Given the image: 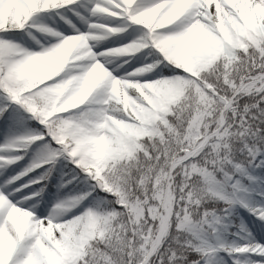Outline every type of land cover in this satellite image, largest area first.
Returning a JSON list of instances; mask_svg holds the SVG:
<instances>
[{"label":"snow or ice","instance_id":"snow-or-ice-1","mask_svg":"<svg viewBox=\"0 0 264 264\" xmlns=\"http://www.w3.org/2000/svg\"><path fill=\"white\" fill-rule=\"evenodd\" d=\"M62 9L89 30L33 22L49 12L63 20ZM129 29L127 44L99 47ZM141 53L150 62L124 67ZM27 121L40 127L0 145L6 169L40 142L0 183V264H227L211 260L218 250L232 264H264V243L250 231L236 247L206 239L237 203L264 221V205L237 196L236 178L264 166L256 162L264 151V0H0V127ZM245 138L254 141L244 144L249 159L237 162L232 144ZM61 161L73 167L60 187L75 181L84 190L49 208L37 197ZM212 200L225 207L206 208ZM256 233L264 240V224Z\"/></svg>","mask_w":264,"mask_h":264},{"label":"rangeland","instance_id":"rangeland-1","mask_svg":"<svg viewBox=\"0 0 264 264\" xmlns=\"http://www.w3.org/2000/svg\"><path fill=\"white\" fill-rule=\"evenodd\" d=\"M87 2V0H80V4H85ZM90 6V5H89ZM74 8L76 6H73ZM78 11H80V13L84 16H87L88 13L84 11L83 8H77ZM61 12L62 15L65 16V19H60V16H58L56 14V12H49V13H41L38 14L36 17L33 18V22L36 24H46L50 27H53L56 30H60L62 32H64L65 30L68 31V33L72 32V26L74 25L75 28H78L80 31H86L89 30V26L88 24L84 23L78 16H76L74 14L73 11L71 10H67V9H62L59 10ZM92 20L98 23H110L113 25H119L120 21L118 19H114V18H103V17H92ZM66 21H70L71 23H67ZM131 29H129L128 31L122 33V34H117V35H113L110 36L108 38H106L103 41H99L97 42L99 44V47L101 49L103 48H113L116 47L120 44H127L129 42V40L132 39V36L128 35V32H130ZM33 35L36 37V39L38 40H43L44 39V35L39 33L38 31H34ZM9 39L14 40L17 43H20L26 47H34L35 46V42L31 39V37L27 36V35H10L8 37ZM143 55L144 53L138 54L136 57L132 58L130 61L131 67H129V65H124L125 68H127L129 71L132 70V68L134 67H139L141 64L143 63H148V61L143 59ZM122 63L121 60L117 59L114 61L113 65H110L109 67H113L115 66V64H120ZM122 74V72H121ZM156 78V73H149L146 75L145 79H155ZM34 123L36 124L37 127H40L35 121ZM31 130L28 126H26L25 123H22L20 125H5L3 127H0V145H2L6 139V137L8 136H12V135H22V134H27L30 133ZM40 143V142H39ZM39 143H37V145H35L34 147H32V149L28 152V155H26L24 157L23 160H21L18 164H13L10 167H7L6 169H0V183H3V181L5 179H7L9 176H15L19 171H21L32 159H33V155L36 151V149L38 148ZM3 154V153H0ZM12 154H22V153H12ZM39 174H29L28 176L23 177L21 180L16 181V185L19 186L21 184L26 183L29 179L36 177ZM57 185L62 183V178L61 177H57L56 179ZM54 190H50L49 187H47V189H45V191L43 192L41 197H37V199L41 200V203H47L48 207L51 208L53 207V205L60 199V197L62 198H66V197H71L77 195L78 190H76L74 195L71 194L73 192L70 193V191H66V192H60L58 191L57 186L55 187L54 185ZM32 189H36L32 186ZM25 193L30 194V190L29 189H24ZM46 192V193H45ZM45 193V195H44ZM64 194V195H63ZM44 195V196H43ZM93 195H96L95 193ZM237 196L240 198V200L246 202L249 206H253V207H259L261 205H264V198L259 199V201H255L251 192L246 189L242 184H241V190L237 193ZM92 201V198L89 197L88 200H85L83 203L84 205H88L90 204V202ZM237 205L242 208V210L244 209L245 212V217H244V223L242 226H240V231H239V238H234L232 240V242L230 244H228L227 247H236V246H241L247 243V232H251L253 236L256 237V239L260 242V243H264V240H261L260 237L257 235L256 233V226L258 224H264V221H261L258 219V217L256 215H254L253 213L249 212L247 210V208L243 207L240 203H237ZM217 235H219V233H217V230L215 231ZM220 239L217 241L219 242ZM219 253V251L212 253L211 254V260L214 261L217 254ZM234 256L239 257V259L241 261H244L246 259L247 256H249L250 254H240V253H233ZM225 256L227 258L228 264H232V259L228 256V254L225 252ZM255 259H260L259 256H255L253 257Z\"/></svg>","mask_w":264,"mask_h":264},{"label":"trees","instance_id":"trees-1","mask_svg":"<svg viewBox=\"0 0 264 264\" xmlns=\"http://www.w3.org/2000/svg\"><path fill=\"white\" fill-rule=\"evenodd\" d=\"M148 62H150V60H148ZM244 99L247 100L248 98L245 97ZM25 124L26 126L30 128L31 132L39 128L36 126L34 121H27L25 122ZM261 127H264V125H261ZM245 143L251 146L254 143V141L251 140L250 138H245V139L235 140L234 143L232 144V149H233L232 154H233L234 160L237 162L245 161L246 159H249V157H247V150L244 149ZM35 145L37 144H34L32 147H34ZM260 147L264 148V144H261ZM262 160H264V151L259 152V154L256 157L257 163H260ZM65 163L66 162L61 161L56 166V171L53 173L51 178L45 182L47 183L50 190L55 189L54 185H56L55 180L57 179V177H61L62 180H65V181L70 180L72 178V173L70 170L73 166L68 164L65 167ZM42 171L43 169H37L35 172L30 173V174H39ZM65 172L69 174L62 175ZM248 177H252L253 179H249ZM236 178L240 179L241 184L251 192L255 201H259V199L264 198V166H260V167H256L255 165L250 166V167L246 166L245 172L243 174L237 173ZM32 186L36 189L42 187V185H32ZM57 188H58V191H60L61 193L63 191L64 192L70 191V193L73 192L71 193L73 195L77 193L75 192L76 190H78V192H81L84 190L83 186L78 184L75 181H73V183L68 184L66 187H63V188H61L59 184ZM100 195L103 196L106 194L100 193ZM62 197H60L59 200L63 199ZM90 203H92V201ZM213 206H215L218 212L221 208L225 207L223 202L216 201V200L208 201L207 204L205 205V207L208 209L213 208ZM244 217H245V212L241 210L237 204H235L232 207V209L229 211V214L224 215L221 219L220 224L217 225V233H219V235H217L216 232L210 233L206 237L207 242L213 248L219 249L220 245L227 247L228 244H230L234 238L235 239L239 238L238 233L240 231V226H242L244 223ZM219 239L220 241L217 242ZM218 251L219 253L217 254L215 260L219 256V257H223L227 261L225 252L223 250H218ZM227 264H228V261H227Z\"/></svg>","mask_w":264,"mask_h":264}]
</instances>
